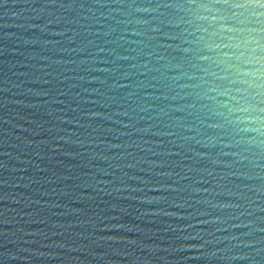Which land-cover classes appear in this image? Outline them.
Instances as JSON below:
<instances>
[{"label":"clouds","instance_id":"9594fccd","mask_svg":"<svg viewBox=\"0 0 264 264\" xmlns=\"http://www.w3.org/2000/svg\"><path fill=\"white\" fill-rule=\"evenodd\" d=\"M44 4L49 7H40L39 13L52 17L46 23L64 25L44 30L58 33L64 43H43L71 54L70 58L52 59L33 53L30 59L48 63L15 62L28 64V69L13 75L48 85L46 88L22 87L23 80L8 77H3L0 85V91L12 95L23 92L47 97L34 102L10 97L3 101L5 105L35 106L37 110L42 105L48 115L47 120L31 119L33 127L18 124L7 115L3 117L11 128H21L33 136L39 134L38 139H28L8 127L0 128L4 132L0 143L19 149L5 155L24 160L25 165H35L34 171L43 168L47 173L36 179L35 190L41 196L55 197L57 203H35L63 207L76 216L71 223L95 228L100 217L86 211L82 204L94 202L97 195L123 196L129 194L127 189L140 192L143 187H151L154 195L134 198L162 205L151 209L161 215L187 219L189 223L184 227L188 232L181 235L193 241L191 247L202 249L197 255L264 264V235H257L264 234V0H44ZM8 67L12 70V62ZM36 67L46 71H30ZM57 96L67 99L57 100ZM89 100L97 110L86 108ZM162 100L168 103H160ZM53 103L63 107L53 108ZM11 111L19 116L18 109ZM95 117L113 123L103 125L92 119ZM68 124L76 127H67ZM115 124L126 130L113 127ZM133 132L139 135L132 137ZM25 151L31 155L19 154ZM56 156L73 157L78 162L54 159ZM31 157H37L39 162ZM201 159L208 166L197 167ZM57 164L67 171L51 167ZM0 166L16 167L7 161L0 162ZM127 169L161 179L135 175ZM25 179L32 184L34 176ZM66 180L73 183L66 184ZM129 180L144 183L135 187ZM40 184L50 187L40 189ZM61 197L66 198L63 204L58 203ZM4 198L17 199L8 193ZM68 200L76 203L69 204ZM5 221L16 222L13 217H5ZM71 223L58 224L61 232H71ZM16 231L22 234L24 229ZM16 231L11 232L14 241L22 238ZM91 235L75 232L48 246L83 251L96 241L85 244L74 236ZM122 239L138 241L136 237ZM159 247L173 250L171 245H151L149 250L156 252ZM240 248L246 250L238 251ZM19 251L34 250L5 249L0 253L5 257L3 264L22 258ZM123 254L130 256V264H152L150 257ZM65 259L79 261L80 257Z\"/></svg>","mask_w":264,"mask_h":264},{"label":"water","instance_id":"95a60500","mask_svg":"<svg viewBox=\"0 0 264 264\" xmlns=\"http://www.w3.org/2000/svg\"><path fill=\"white\" fill-rule=\"evenodd\" d=\"M49 5L44 4V0H0V85H2L3 77L9 79L23 80L22 87H29L34 89L46 88L48 85L35 83L30 79H26L23 76H15L13 72L24 71L28 69V64L15 63L16 61H28L29 64L35 63V65L47 64V60H41L38 58L30 57L33 53L36 56H49L52 59L70 58L71 54L62 53L56 51L51 43L44 44L43 41H60L64 43L61 36L53 31H46L47 29H60L64 27L63 22L60 24L46 23V20L52 19L47 14H40V7ZM51 7H54L52 5ZM70 33H64L65 36ZM91 38V37H89ZM77 39H80L78 37ZM28 41V42H26ZM36 41V42H31ZM72 43H75L73 41ZM17 49V51H11ZM77 55H82L77 53ZM103 55V53H101ZM9 62H12V70H9ZM124 63V62H121ZM30 71L34 73H41L46 71L39 67L33 68ZM96 73H93L95 75ZM6 86V85H5ZM79 91V89H75ZM13 91H16L15 89ZM84 96L93 97L94 93H82ZM5 97H10L13 100H26V101H39L47 99V97L39 95H29L26 93H19L18 95H12L11 92L0 91V128H11L3 119L5 115L9 116L16 123L33 127L30 120L34 117H38L43 120L48 119V115L44 110V106H40V110H37L35 106L29 107L27 104H9L3 103ZM57 100H66V96H57ZM160 103H168V101H160ZM53 108L63 107L58 103L51 104ZM86 108L91 110H97L92 108V101L86 102ZM19 110V116L13 115L11 110ZM103 110V109H100ZM181 113H176L180 115ZM20 116L26 117L20 119ZM97 123L103 125H110L113 122L108 120H102L100 117L92 118ZM122 119H128L122 117ZM67 127L75 128L76 125L68 124ZM115 128L126 130L125 126L115 124ZM13 132L21 133L28 139H38L37 136L31 135V133L24 131L21 128H11ZM4 132L0 131V136H3ZM139 135V133H131L132 137ZM127 137H122L126 139ZM152 139H159V137H151ZM19 152L17 148H11L10 145L0 143V162L7 161L9 165H15V169L11 167L0 166V181L8 180L7 183H0V253L5 249H31L35 252H58L64 253L61 255L53 256H39L35 255L34 251H19V257L9 260L8 264H130V256L124 255L125 252H131L133 255H141L150 257L152 264H248L247 259H236L232 261L221 260L217 258H207L197 255L202 251L199 248L191 247L193 241L182 236L181 233H187L188 229L184 227L189 221L185 218H181L177 215H161L158 212L151 211V209L162 207V205L146 201L135 199L138 195H154L151 187H143L140 192H134L131 189L125 190L126 195L123 196H111L110 194L97 195L94 198V202L89 204H82L81 206L88 212H95L100 219L97 221V227L92 228L88 226H82L79 224L71 223L76 219V216L72 213H67L63 207L51 206L48 204L35 203L36 200L50 201L52 204L57 203L55 197L41 196L40 192L36 189V179L42 174L47 175L43 168L39 171H34L35 165H25L24 160L10 159L5 155L6 152ZM22 157L30 156L27 151L19 153ZM33 160L39 159L37 157H31ZM54 159H63L68 163H77L73 157H53ZM155 157H148V159H154ZM95 163H104L102 161H94ZM188 163V161H185ZM208 166V162L201 159L196 165ZM51 167L59 169L60 171H67L66 168H61L60 165H52ZM142 167H148L143 165ZM217 169H221L222 165H213ZM158 166L153 168L155 172ZM130 173L135 175L148 176L150 179L159 180L160 177L149 176L147 172H139L136 169H127ZM99 175V173H98ZM34 176L33 183L28 184L25 177ZM9 177L14 179L9 180ZM19 181V183H17ZM66 184H71L73 181L66 180ZM129 184L140 187L143 181L129 180ZM27 185V186H25ZM40 189L49 188L50 185L40 184ZM8 193L10 196H16L17 199H6L4 194ZM32 200V203H27L26 200ZM64 197L59 198L58 203L63 204L65 202ZM69 204L76 203V201L68 200ZM256 203H259L258 201ZM167 211H173L167 209ZM230 211V210H225ZM51 213H57L53 216ZM64 213V215H60ZM5 217H13L15 223H9L5 221ZM83 218V217H81ZM197 219H201L197 217ZM56 221L58 223H52ZM71 223V232H61L58 224ZM100 225H109L108 227H102ZM133 226L140 228V231H135ZM202 227H213L212 225H203ZM18 229H24L23 233L16 231ZM33 229H39L40 232L45 235H40V232H34ZM10 230V231H5ZM12 231H16L17 235L22 238L18 241L13 240L11 235ZM91 232V236H74L77 242H83L87 244L90 240H95L96 243L92 244L90 248L86 250H69L67 248H52L49 247L53 241H63L66 237L73 235L75 232ZM234 231H240L235 229ZM48 233H58L57 235H51ZM257 235H264L257 233ZM136 237L137 242H133L131 239H122V237ZM99 238V239H98ZM227 243V242H225ZM139 244L146 245L139 247ZM151 245L168 246L171 245L173 250L165 251L164 247H159L156 252L149 250ZM179 245H184L179 247ZM207 247H220V245H208ZM250 247H255L252 245ZM238 251H245L246 249L240 248ZM91 253H102L103 255H92ZM220 254L218 253L217 256ZM66 257H80L79 261H66ZM164 257V259H160ZM251 257H249L250 259ZM5 257L0 255V264H3Z\"/></svg>","mask_w":264,"mask_h":264}]
</instances>
